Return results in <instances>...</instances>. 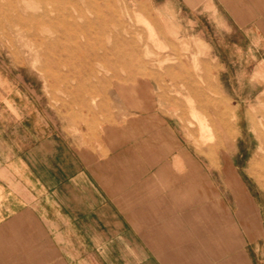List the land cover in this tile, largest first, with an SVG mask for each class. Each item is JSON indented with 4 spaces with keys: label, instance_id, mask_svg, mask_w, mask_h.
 Returning a JSON list of instances; mask_svg holds the SVG:
<instances>
[{
    "label": "crops",
    "instance_id": "crops-1",
    "mask_svg": "<svg viewBox=\"0 0 264 264\" xmlns=\"http://www.w3.org/2000/svg\"><path fill=\"white\" fill-rule=\"evenodd\" d=\"M146 2L170 38H193L227 66L228 81L263 86L264 0ZM222 85L226 97L250 96ZM122 92L91 136L82 124L66 130L31 90L0 88V264H264V250L252 254L218 203H201L200 186L171 185L170 169L142 167L154 154L139 157L123 121L133 100Z\"/></svg>",
    "mask_w": 264,
    "mask_h": 264
},
{
    "label": "rangeland",
    "instance_id": "rangeland-1",
    "mask_svg": "<svg viewBox=\"0 0 264 264\" xmlns=\"http://www.w3.org/2000/svg\"><path fill=\"white\" fill-rule=\"evenodd\" d=\"M72 1L77 7L71 8L66 0L53 2L51 15L56 19L52 23L25 16L31 23L21 36L0 22V88L31 90L66 130L82 124L91 136L110 120L113 113L108 108L114 102L109 98L116 96L115 89L123 90L135 110L123 113L124 126L134 127L139 157L143 160L153 153L155 158L148 165L140 163L142 167L154 164L155 170L170 169L171 185L200 186L201 203H218V216L233 218L236 231L249 235L252 254L264 250V161L258 173L250 171L252 158L261 153L258 135L264 138V80H260L261 87L256 81L250 86L246 82L245 87L242 82L228 81V67L212 64L193 38H170L146 0ZM27 11L38 15L43 9ZM74 19L89 26L87 44L78 29L73 33L79 35L77 39L64 37L62 25ZM92 53L105 54L104 59L96 60ZM254 69L252 65L251 72ZM234 72L241 77L237 65ZM222 84L249 91L250 96L226 97ZM188 94L191 107L196 108L193 111ZM210 99L240 116L238 136L230 150L221 146L226 140L215 111L199 107ZM167 151L170 163L165 166L161 159ZM180 168L188 171H174ZM160 179L156 177L155 183Z\"/></svg>",
    "mask_w": 264,
    "mask_h": 264
},
{
    "label": "bare ground",
    "instance_id": "bare-ground-1",
    "mask_svg": "<svg viewBox=\"0 0 264 264\" xmlns=\"http://www.w3.org/2000/svg\"><path fill=\"white\" fill-rule=\"evenodd\" d=\"M54 1L55 0H0V22H6L9 25L11 31L16 32L19 36H21L22 34H24L25 25H30L31 23V20H29V22L25 20V16H28L29 18L36 20L38 23H43L45 22L46 19H48V21L51 23L54 22L56 18L52 17L51 15V13L54 10L52 7ZM66 1L67 3L69 2L71 8L77 7V4L72 0H66ZM38 7H42L43 9L42 14H38V15L30 14V12L27 11V9H33V8L37 9ZM22 15H24V17ZM67 15L69 17H72V14L70 13H68ZM81 15L83 16V13ZM62 28L65 29L63 32L64 37H66V39H69V41L75 40L79 37V35L73 34L75 30L78 29L81 32V37H80L81 40L84 39V41H86L84 43L85 44L88 43L86 30L89 28V26L79 25L77 23V20L74 19L72 20V23H70L69 21L67 23H64V25H62ZM57 44L59 43L57 42ZM66 52H67V56L70 57L71 51L68 49L66 50ZM104 55L100 56L98 53H92L93 58L96 60L104 59L103 58ZM89 57H91L90 54ZM182 98L184 99V97ZM161 99L163 100L162 97ZM187 101L190 106V110L191 111L195 110L196 108L191 107L192 102L190 100V94H188ZM207 101L208 102L206 104L200 105L199 107L203 110H208V108H211L213 111H215L217 115V123L219 129L222 130V133L224 134V138L226 140V142L224 143L223 141L221 142L222 143L221 146L224 147L226 150H230L232 148L233 141L236 139L239 132L238 128L240 126V116L237 113L238 111L231 112L229 110H224L222 106L215 105V103H213L211 99ZM258 139L260 140L259 151L261 153L259 154L258 152L250 162V171L253 173H258V171L261 170V164L262 161H264V138L261 135H258ZM211 159H213L214 161L213 155H211Z\"/></svg>",
    "mask_w": 264,
    "mask_h": 264
}]
</instances>
